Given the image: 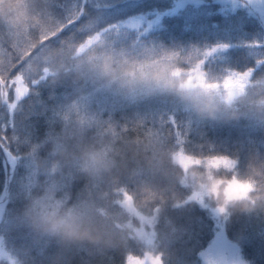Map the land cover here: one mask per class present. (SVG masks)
<instances>
[{
	"label": "trees",
	"instance_id": "1",
	"mask_svg": "<svg viewBox=\"0 0 264 264\" xmlns=\"http://www.w3.org/2000/svg\"><path fill=\"white\" fill-rule=\"evenodd\" d=\"M73 1L55 0L52 9L58 20H67L78 7L84 9L64 35L80 38L116 26L106 33V40L129 51L143 44L152 56L229 45L205 57L208 73L203 81L191 74H168L167 83L176 95L190 81L223 85L231 78V99L220 100L223 108L218 115H203L193 125L187 122V109L162 102H124L88 127L67 106L130 65L113 61L112 70L105 73L102 57L53 53L47 78H35L14 110L0 101V134L10 137L16 156L13 168L0 149V264H48L50 251H56L53 264H124L125 255L130 259L147 254L162 255L163 264H206L203 253L220 230L219 221L239 258L237 264H264V64L258 63L264 59V46H256L264 45V16L257 8L264 0H234L236 14L244 21L242 29L229 22L226 26L229 0H196L195 10L181 7L182 0H136L125 8L118 6L129 0H117L107 11L91 0H77L74 13L69 10ZM38 4L42 0H0V25L11 26L10 35L17 28L23 31L38 17ZM117 30L120 35L114 34ZM196 58L178 59L191 63ZM249 68L254 69L250 82L229 72ZM235 81L245 85L242 93ZM173 116L176 123L169 124ZM125 121L144 135L126 133ZM177 131L181 135L172 139ZM177 144L196 156L236 159L235 172L218 176L254 180L252 198L257 203L230 205V219L225 221L211 212L214 200L201 205L190 199L201 191V183H207L206 173L195 167L182 170L174 158ZM31 153L34 184L14 195L17 168ZM56 186L66 204L55 217L45 219L35 202ZM125 201L134 209H127Z\"/></svg>",
	"mask_w": 264,
	"mask_h": 264
},
{
	"label": "snow or ice",
	"instance_id": "2",
	"mask_svg": "<svg viewBox=\"0 0 264 264\" xmlns=\"http://www.w3.org/2000/svg\"><path fill=\"white\" fill-rule=\"evenodd\" d=\"M55 0H42V4L36 5L39 12L38 17L30 27L23 31L19 28L13 35L11 26L0 25V101H3L9 109H15L16 103L30 91V83L35 82V78H47L45 73L49 71L48 63L53 53L63 56L66 52H73L76 55L85 52L91 53L90 59L103 58L105 73L111 71V62L130 65L123 71V75L136 79H147L154 77L160 80L165 74H191L198 76L201 81L208 73L207 59L217 51L229 47L227 44H217L211 48L203 50V56L197 58L191 63L179 61V52L164 53L158 56H152L148 46L137 44L135 51H129L123 48H117L113 43L105 39L108 31H114L116 26H109L108 29L101 31L88 32L80 38L75 34L64 35L65 29L77 22L80 15H83L84 9L78 7L76 14L67 18V20H58L53 14ZM261 47L260 42L256 43ZM154 48V47H153ZM117 54L121 59H117ZM176 59L178 63L172 65L171 62ZM264 64V59L258 61ZM235 73L247 81H253L254 69L249 68L244 71H229ZM190 75V78H191ZM227 83L232 85L234 81L230 78ZM240 85L241 93L245 85L240 81H235ZM216 87L217 85H208ZM231 93L229 99H231ZM104 116L103 113H101ZM109 120L112 116H107ZM169 124L176 123L173 116ZM124 131L131 132L136 136H143L144 132L139 129L128 127L127 121L124 122ZM177 129L179 125L177 124ZM171 135V133H169ZM181 133L176 132L172 139L179 137ZM163 139V137H161ZM185 143L181 140L180 144ZM174 158L177 160L182 170H188L190 167L202 168L205 170L207 183H201L199 193H194L190 199L195 198L203 205L206 199H212L216 206L212 209L214 216L218 219L227 221L230 219L229 206L236 205L244 201H250L251 204L257 203L252 198V193L257 189V183L252 179H241L239 175H229L227 178L219 177L220 172L233 173L238 168V161L230 156L222 154H210L208 156H196L180 148ZM0 149L8 157L9 162L15 167L16 156L11 149V139L6 134H0ZM127 193L126 189H123ZM131 198V194H128ZM71 197L68 196L70 201ZM39 210L45 219H52L56 212L66 201L61 199L52 200L51 198L41 197L37 201ZM51 210V211H49ZM68 215L71 216V209ZM64 223V221H61ZM72 227V224H68ZM56 251L48 253V264H53V258ZM139 264H163L162 255L148 254L147 261L141 257L138 258ZM124 264H129V255H125Z\"/></svg>",
	"mask_w": 264,
	"mask_h": 264
},
{
	"label": "rangeland",
	"instance_id": "3",
	"mask_svg": "<svg viewBox=\"0 0 264 264\" xmlns=\"http://www.w3.org/2000/svg\"><path fill=\"white\" fill-rule=\"evenodd\" d=\"M94 2L96 7H102L103 9H108V5L112 4L117 0H91ZM252 2V0H249ZM136 0H129L124 3V6L121 4L118 7L125 8L127 5H132ZM181 7L186 9L197 8L196 0H182L178 2ZM230 12H226L230 16V20L227 19L230 26H236L240 28L243 25V20L236 13L238 12L239 7L234 4V0H229ZM77 8V0H74L70 4L69 10L73 12ZM262 15L264 16V2H260L258 7ZM246 14L249 16L252 15L250 8H246ZM236 17V18H233ZM254 18V17H253ZM242 29V28H240ZM120 35L121 31L117 30L114 34ZM136 47V46H133ZM175 52V51H174ZM181 57L190 58L199 56L203 53L202 47H192V48H183L179 51ZM117 59H120L117 54ZM168 74L166 73L163 78L157 80L154 77H149L147 79H140L137 76L136 79L123 75V72L114 76L110 80L101 83L100 85L94 87L81 94L77 99L72 101L67 109L69 112L79 119L83 124L88 127H91L96 123V121L101 119V113L111 114L117 110L124 102H162L164 104H170L177 108L187 109L189 114L187 115V122L190 125L196 123L203 115H209L212 117L218 115L222 110V104L220 102L226 100L230 96V92L233 91V87L227 85L224 81L223 85H217L216 87H209L205 83H193L189 82V85L185 88L182 94L173 95V91L170 85L167 83ZM202 84V85H199ZM214 84V83H213ZM169 93L172 95L170 96ZM224 93L228 96H224ZM151 110L150 108H147ZM192 127V126H190ZM17 183L14 190V195H22L25 191H29L35 181L36 166L34 164V153L28 155L22 166L17 168ZM44 198L62 199V192L59 187H54L47 196ZM35 206H39L37 201ZM198 201L195 198H192ZM123 205L132 210L133 207L129 201H125ZM40 211V210H39ZM51 211V210H49ZM212 212V209H211ZM213 213V212H212ZM41 214V212H40ZM42 215V214H41ZM1 219V216H0ZM220 230L203 253L206 264H237L238 257L234 256L231 246L228 243L222 224L218 222ZM152 235V234H151ZM139 257H132L129 259V264H139ZM141 258V257H140ZM146 261L148 254L143 257ZM150 264V262H149Z\"/></svg>",
	"mask_w": 264,
	"mask_h": 264
}]
</instances>
